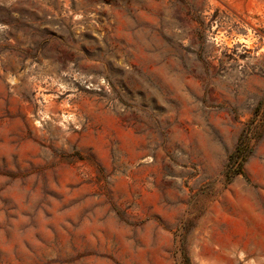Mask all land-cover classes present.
<instances>
[{"label":"rangeland","instance_id":"374dc122","mask_svg":"<svg viewBox=\"0 0 264 264\" xmlns=\"http://www.w3.org/2000/svg\"><path fill=\"white\" fill-rule=\"evenodd\" d=\"M183 251L264 264V0H0V264Z\"/></svg>","mask_w":264,"mask_h":264},{"label":"trees","instance_id":"16d2710c","mask_svg":"<svg viewBox=\"0 0 264 264\" xmlns=\"http://www.w3.org/2000/svg\"><path fill=\"white\" fill-rule=\"evenodd\" d=\"M256 134V125L254 120L249 122L247 126L243 129L235 150L229 157V162L227 165V178L233 179L238 175H244V165L252 152L251 142ZM181 264H190L189 258L185 255L183 251V260Z\"/></svg>","mask_w":264,"mask_h":264}]
</instances>
